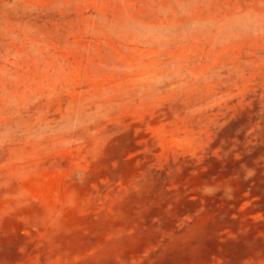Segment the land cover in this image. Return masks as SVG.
Listing matches in <instances>:
<instances>
[{
  "label": "rangeland",
  "instance_id": "obj_1",
  "mask_svg": "<svg viewBox=\"0 0 264 264\" xmlns=\"http://www.w3.org/2000/svg\"><path fill=\"white\" fill-rule=\"evenodd\" d=\"M0 264H264V0H0Z\"/></svg>",
  "mask_w": 264,
  "mask_h": 264
}]
</instances>
